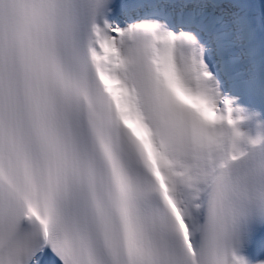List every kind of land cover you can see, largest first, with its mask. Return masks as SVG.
<instances>
[{"label":"snow or ice","instance_id":"6c2138e0","mask_svg":"<svg viewBox=\"0 0 264 264\" xmlns=\"http://www.w3.org/2000/svg\"><path fill=\"white\" fill-rule=\"evenodd\" d=\"M0 264H264V0H0Z\"/></svg>","mask_w":264,"mask_h":264}]
</instances>
